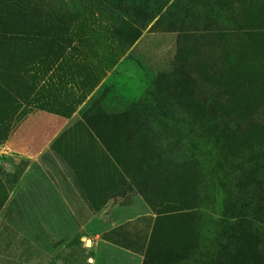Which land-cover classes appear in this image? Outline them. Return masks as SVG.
I'll return each mask as SVG.
<instances>
[{"label": "rangeland", "instance_id": "374dc122", "mask_svg": "<svg viewBox=\"0 0 264 264\" xmlns=\"http://www.w3.org/2000/svg\"><path fill=\"white\" fill-rule=\"evenodd\" d=\"M27 90L0 264H264V0H0V108Z\"/></svg>", "mask_w": 264, "mask_h": 264}, {"label": "crops", "instance_id": "0c3cea01", "mask_svg": "<svg viewBox=\"0 0 264 264\" xmlns=\"http://www.w3.org/2000/svg\"><path fill=\"white\" fill-rule=\"evenodd\" d=\"M45 65V63L43 64ZM26 67V68H19V73H22L23 75L33 74L38 73L40 76H43V79L45 80L44 83L47 81H50V75L51 71H49L45 66L42 67L41 65H34L33 68ZM30 70L25 72L26 70ZM47 73V76H46ZM39 88V87H38ZM37 91V90H36ZM32 90H27L28 96L26 99L29 101V105H26L23 100L20 98H10V96L7 94L5 98L6 104L2 106L1 108H5L3 110H0V121H5L8 119L7 115L10 114L12 115V119H17L19 123H21L20 126V132H18V138H19V144L21 145H30V144H36V141L30 142L31 138H34L36 135L37 130H42L45 129L44 131H47L49 134V124H50V119L49 115L50 112L48 109H46V96L45 92L43 93V98L40 96V101L37 103L36 98L32 96L31 93L36 92ZM39 91V89H38ZM9 96V97H8ZM33 98L35 100H33ZM11 99V100H10ZM33 100V101H32ZM11 105V110H7L8 105ZM38 104V106L36 105ZM0 108V109H1ZM3 137V136H2ZM62 208V207H60ZM66 208V207H65ZM60 217L55 218L56 214H51L50 212H47L46 216L49 217L50 219H53L52 222L59 221L62 217L61 212H59ZM59 219V220H58Z\"/></svg>", "mask_w": 264, "mask_h": 264}]
</instances>
